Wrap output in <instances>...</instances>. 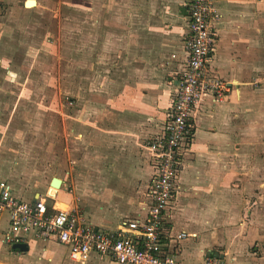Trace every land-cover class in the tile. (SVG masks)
<instances>
[{"label": "crops", "instance_id": "1", "mask_svg": "<svg viewBox=\"0 0 264 264\" xmlns=\"http://www.w3.org/2000/svg\"><path fill=\"white\" fill-rule=\"evenodd\" d=\"M187 1L97 0L96 12L91 0L97 28L89 87L77 92L81 101L73 117L64 114L73 121V139L65 138L59 175L43 192L17 190L12 180L23 171L12 165L0 131V182L14 198L41 199L49 212L77 210L87 224L107 232L142 215L153 175L144 147L161 132L184 71ZM214 9L209 68L228 91L215 102L205 96L195 110L192 141L181 156L178 190L167 213L164 251L180 264H205L206 257L216 264H264V187L257 181L264 178V0H214ZM2 26L0 94L2 79L20 77L19 66L2 54ZM30 173L27 168L23 178ZM53 178L60 186L50 193ZM8 226V214L0 213V264H114L95 253L77 263L53 240L28 237L25 251L13 249L2 241ZM181 233L187 236L175 240Z\"/></svg>", "mask_w": 264, "mask_h": 264}, {"label": "rangeland", "instance_id": "2", "mask_svg": "<svg viewBox=\"0 0 264 264\" xmlns=\"http://www.w3.org/2000/svg\"><path fill=\"white\" fill-rule=\"evenodd\" d=\"M24 1L0 0L2 54L20 72L11 83L2 79L0 97L7 104L0 100L5 113L0 116V131L12 165L23 171L12 181L17 190L31 194L43 192L50 178L59 175L60 147L66 137L73 139V121L64 114L73 117L81 101L77 92L89 87L97 15L92 16L91 0H35L31 9L23 8ZM259 160L264 172V149L259 150ZM27 168L34 174L23 178ZM257 181L263 188L264 178Z\"/></svg>", "mask_w": 264, "mask_h": 264}, {"label": "built area", "instance_id": "3", "mask_svg": "<svg viewBox=\"0 0 264 264\" xmlns=\"http://www.w3.org/2000/svg\"><path fill=\"white\" fill-rule=\"evenodd\" d=\"M186 17L184 71L161 132L144 147L153 175L147 190L149 203L142 215L122 221L115 232L96 230L77 210L49 212L41 199L21 202L6 183L0 182V213L6 212L9 219L8 230L2 236L6 245L24 244L31 237L67 247L70 259L77 263L95 253L114 264H180L174 253L164 251V241L169 236L167 213L178 190L181 156L192 141L194 113L201 100L210 96L215 102L228 91L227 84L209 68L216 44L214 22L218 18L214 0H188ZM186 236L181 233L175 240ZM216 263L213 258L205 259V264Z\"/></svg>", "mask_w": 264, "mask_h": 264}, {"label": "water", "instance_id": "4", "mask_svg": "<svg viewBox=\"0 0 264 264\" xmlns=\"http://www.w3.org/2000/svg\"><path fill=\"white\" fill-rule=\"evenodd\" d=\"M28 4H32V6H28ZM35 5L34 0H26L24 3V6L26 8H31ZM60 186V180L53 178L50 182V187L53 189H58ZM13 249L16 250H20V251H25L26 250V246L25 244H16L12 246Z\"/></svg>", "mask_w": 264, "mask_h": 264}]
</instances>
